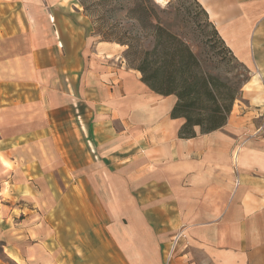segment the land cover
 Returning <instances> with one entry per match:
<instances>
[{
  "label": "crops",
  "instance_id": "crops-1",
  "mask_svg": "<svg viewBox=\"0 0 264 264\" xmlns=\"http://www.w3.org/2000/svg\"><path fill=\"white\" fill-rule=\"evenodd\" d=\"M195 1L249 72L226 125L179 138L176 98L150 91L120 46L90 33L79 49L90 59L88 200L26 204L0 264H264V0ZM11 162L0 153L16 174Z\"/></svg>",
  "mask_w": 264,
  "mask_h": 264
},
{
  "label": "rangeland",
  "instance_id": "rangeland-1",
  "mask_svg": "<svg viewBox=\"0 0 264 264\" xmlns=\"http://www.w3.org/2000/svg\"><path fill=\"white\" fill-rule=\"evenodd\" d=\"M134 2L0 0V153L19 170L0 166V244L17 242L26 204H86L92 97L80 41L91 33L97 43L120 46L125 67L134 70L139 56L128 45L152 43L128 12ZM153 2L161 26L190 48L203 71L231 86L242 80L246 73L195 0Z\"/></svg>",
  "mask_w": 264,
  "mask_h": 264
},
{
  "label": "trees",
  "instance_id": "trees-1",
  "mask_svg": "<svg viewBox=\"0 0 264 264\" xmlns=\"http://www.w3.org/2000/svg\"><path fill=\"white\" fill-rule=\"evenodd\" d=\"M154 7L153 0H135L128 10L138 30L148 29L152 40L150 48L128 45V51L134 49L139 56L134 70L154 94L176 98L170 117L184 120L179 138H194L196 129L200 134H209L223 128L249 80L248 70L239 63L246 75L234 86L203 71L190 48L161 26Z\"/></svg>",
  "mask_w": 264,
  "mask_h": 264
},
{
  "label": "built area",
  "instance_id": "built-area-1",
  "mask_svg": "<svg viewBox=\"0 0 264 264\" xmlns=\"http://www.w3.org/2000/svg\"><path fill=\"white\" fill-rule=\"evenodd\" d=\"M184 238H185L184 233L181 230L173 235V237L171 238V242H170V248L165 254L166 262H169L171 260L179 242Z\"/></svg>",
  "mask_w": 264,
  "mask_h": 264
},
{
  "label": "bare ground",
  "instance_id": "bare-ground-1",
  "mask_svg": "<svg viewBox=\"0 0 264 264\" xmlns=\"http://www.w3.org/2000/svg\"><path fill=\"white\" fill-rule=\"evenodd\" d=\"M158 1H161V0H157V2H158ZM163 2H164V1H163ZM160 4H161V3H160Z\"/></svg>",
  "mask_w": 264,
  "mask_h": 264
}]
</instances>
